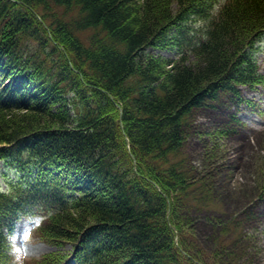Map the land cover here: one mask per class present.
<instances>
[{"label":"trees","instance_id":"16d2710c","mask_svg":"<svg viewBox=\"0 0 264 264\" xmlns=\"http://www.w3.org/2000/svg\"><path fill=\"white\" fill-rule=\"evenodd\" d=\"M263 35L264 0H0V162L17 175L0 264L21 218L72 245L21 264H234L195 246L182 151L196 110L264 85Z\"/></svg>","mask_w":264,"mask_h":264},{"label":"rangeland","instance_id":"374dc122","mask_svg":"<svg viewBox=\"0 0 264 264\" xmlns=\"http://www.w3.org/2000/svg\"><path fill=\"white\" fill-rule=\"evenodd\" d=\"M148 52L177 57L172 49ZM254 59L264 78V37L256 45ZM240 97L244 101L237 104L221 95L212 108L195 111L182 159L190 179L199 183L189 189L191 201L179 210L194 217L195 246L201 243L214 255L230 254L234 264H264V85L240 87ZM16 178L15 171L0 162V189L6 190ZM34 225L25 218L17 223L10 239L15 264L72 251L70 244L60 248L39 241L32 234Z\"/></svg>","mask_w":264,"mask_h":264}]
</instances>
